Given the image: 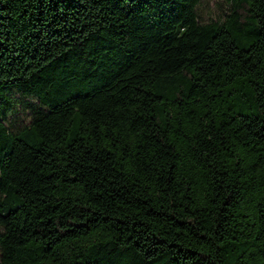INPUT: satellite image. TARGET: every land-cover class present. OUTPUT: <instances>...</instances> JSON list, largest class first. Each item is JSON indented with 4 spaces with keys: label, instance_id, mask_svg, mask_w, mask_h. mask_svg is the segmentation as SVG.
Returning a JSON list of instances; mask_svg holds the SVG:
<instances>
[{
    "label": "trees",
    "instance_id": "16d2710c",
    "mask_svg": "<svg viewBox=\"0 0 264 264\" xmlns=\"http://www.w3.org/2000/svg\"><path fill=\"white\" fill-rule=\"evenodd\" d=\"M203 4L0 0V264H264V0Z\"/></svg>",
    "mask_w": 264,
    "mask_h": 264
},
{
    "label": "rangeland",
    "instance_id": "374dc122",
    "mask_svg": "<svg viewBox=\"0 0 264 264\" xmlns=\"http://www.w3.org/2000/svg\"><path fill=\"white\" fill-rule=\"evenodd\" d=\"M220 13L219 6L217 5V0H204V4L201 7V18L204 22H208L211 19H215ZM28 110H21V120L25 121L29 116Z\"/></svg>",
    "mask_w": 264,
    "mask_h": 264
}]
</instances>
